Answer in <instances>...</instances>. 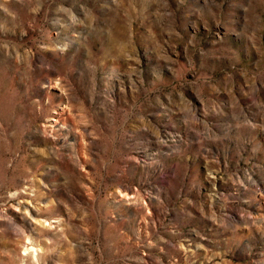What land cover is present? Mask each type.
<instances>
[{
	"label": "rangeland",
	"instance_id": "374dc122",
	"mask_svg": "<svg viewBox=\"0 0 264 264\" xmlns=\"http://www.w3.org/2000/svg\"><path fill=\"white\" fill-rule=\"evenodd\" d=\"M0 264H264V0H0Z\"/></svg>",
	"mask_w": 264,
	"mask_h": 264
}]
</instances>
